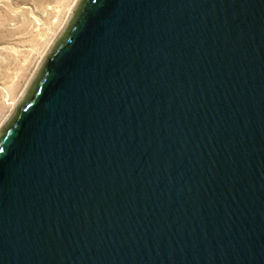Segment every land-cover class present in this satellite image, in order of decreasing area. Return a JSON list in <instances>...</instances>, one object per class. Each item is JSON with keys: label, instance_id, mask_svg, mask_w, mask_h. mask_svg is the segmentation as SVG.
I'll use <instances>...</instances> for the list:
<instances>
[{"label": "water", "instance_id": "1", "mask_svg": "<svg viewBox=\"0 0 264 264\" xmlns=\"http://www.w3.org/2000/svg\"><path fill=\"white\" fill-rule=\"evenodd\" d=\"M0 264H264V0H79L0 131Z\"/></svg>", "mask_w": 264, "mask_h": 264}, {"label": "rangeland", "instance_id": "2", "mask_svg": "<svg viewBox=\"0 0 264 264\" xmlns=\"http://www.w3.org/2000/svg\"><path fill=\"white\" fill-rule=\"evenodd\" d=\"M79 0H0V131Z\"/></svg>", "mask_w": 264, "mask_h": 264}]
</instances>
